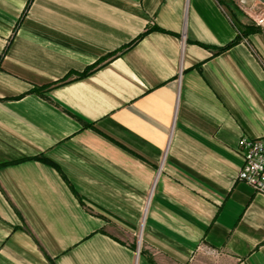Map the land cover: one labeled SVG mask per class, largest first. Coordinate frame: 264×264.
I'll return each mask as SVG.
<instances>
[{
    "label": "crops",
    "instance_id": "1",
    "mask_svg": "<svg viewBox=\"0 0 264 264\" xmlns=\"http://www.w3.org/2000/svg\"><path fill=\"white\" fill-rule=\"evenodd\" d=\"M263 14L0 0V264H264Z\"/></svg>",
    "mask_w": 264,
    "mask_h": 264
},
{
    "label": "built area",
    "instance_id": "2",
    "mask_svg": "<svg viewBox=\"0 0 264 264\" xmlns=\"http://www.w3.org/2000/svg\"><path fill=\"white\" fill-rule=\"evenodd\" d=\"M263 20L264 14L257 22L262 23ZM237 147L242 155L237 179L264 195V137L242 136Z\"/></svg>",
    "mask_w": 264,
    "mask_h": 264
},
{
    "label": "trees",
    "instance_id": "3",
    "mask_svg": "<svg viewBox=\"0 0 264 264\" xmlns=\"http://www.w3.org/2000/svg\"><path fill=\"white\" fill-rule=\"evenodd\" d=\"M253 29H258V27H255L253 25H247L243 28L242 30V34L247 33V31L253 30ZM236 40V39H235ZM234 42V41H233Z\"/></svg>",
    "mask_w": 264,
    "mask_h": 264
}]
</instances>
